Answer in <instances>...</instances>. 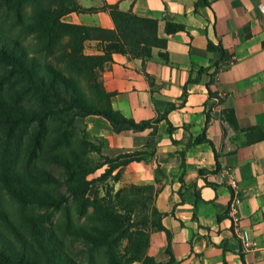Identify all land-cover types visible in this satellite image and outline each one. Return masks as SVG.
Wrapping results in <instances>:
<instances>
[{
  "label": "crops",
  "instance_id": "0c3cea01",
  "mask_svg": "<svg viewBox=\"0 0 264 264\" xmlns=\"http://www.w3.org/2000/svg\"><path fill=\"white\" fill-rule=\"evenodd\" d=\"M199 2L76 0L96 10L72 11L62 20L113 29L106 6L115 5L156 19L157 34L166 39V47L152 48L145 62L113 53L99 73L111 107L124 117L135 122L165 118L143 130L115 132L102 116H86L91 133L108 138L119 152L142 150L143 140L152 142L151 151L123 170L130 183L153 185V203L170 233L168 239L163 230L152 229L146 254L160 262L172 257V264H262L264 138L245 129L264 133V0ZM166 23L184 29L167 33ZM208 42L220 44L230 60L208 50ZM100 49L97 40L84 42L86 54H100ZM233 196L239 200V228L260 245L252 252L241 249L227 215Z\"/></svg>",
  "mask_w": 264,
  "mask_h": 264
},
{
  "label": "trees",
  "instance_id": "16d2710c",
  "mask_svg": "<svg viewBox=\"0 0 264 264\" xmlns=\"http://www.w3.org/2000/svg\"><path fill=\"white\" fill-rule=\"evenodd\" d=\"M205 2L200 0L199 3ZM25 6L30 7L31 11L27 31L33 33L37 40L34 49L25 47L10 32V28L0 26V63L4 64L0 70V195H8L22 206L62 207V197L56 198L39 187L41 182L57 178L33 165L25 166L23 171H18L14 165L19 154L27 155L28 159L34 158L51 141L49 146L52 151L55 150L51 158L65 170L69 181L67 199L78 202V207L89 216L94 226L74 225L72 221L68 223H72L75 228L73 235L82 238L81 242L91 254H103V262L98 264H172V257L160 262L146 254L152 229L163 230L168 239L170 237L169 231L161 223L162 213L153 203V185H131L120 189L113 203L105 202L104 198L90 201L85 197L88 185L85 177L97 167L88 168L86 157L69 148L71 127L76 120L90 114L105 118L115 132L143 130L151 122L157 124L165 118L166 114H163L153 120L135 122L124 117L111 107V94L104 90L99 79V73L112 61L113 53L139 57L145 62L151 57L152 48L164 49L166 39L157 34L158 21L109 5L106 8L114 28L105 29L63 21L62 17L69 12L96 10L82 8L76 0H0V11L4 12L5 17L11 13L15 21L23 18ZM183 29L179 24L165 25L167 33ZM86 40H97L101 53H84ZM59 45L72 69L89 73L99 91L100 97L96 101L85 94L77 79L50 63H42L37 57L38 53L52 54ZM207 48L219 50L226 62L231 58L220 44L214 46L208 42ZM160 55L167 61L165 53L161 52ZM8 86V92L3 93L2 90ZM210 95L216 96L212 92ZM229 113L232 117L231 109ZM153 129L155 131V127ZM168 129L171 130L170 125ZM245 131H252L258 138H264V133L258 127ZM202 140L203 137L197 139ZM59 148H68V152L59 153ZM145 153L140 150L128 151L105 157L101 164L107 167L102 178L116 168L141 160ZM127 189L132 192L148 190L149 200H152L150 216H143L139 225L134 227L129 215L122 213L127 210L123 207L121 193ZM89 206L92 207L91 214L88 213ZM42 216L38 215L40 220L36 221L34 215H26L24 220L28 223L29 233V237H26L0 205V264H80L59 233L46 225Z\"/></svg>",
  "mask_w": 264,
  "mask_h": 264
},
{
  "label": "rangeland",
  "instance_id": "374dc122",
  "mask_svg": "<svg viewBox=\"0 0 264 264\" xmlns=\"http://www.w3.org/2000/svg\"><path fill=\"white\" fill-rule=\"evenodd\" d=\"M23 13V18L15 21L11 13H7L5 17L4 12L0 11V26L10 28V32L15 35L25 47L32 50L36 47L35 44L37 40L34 38L33 33L27 31V23L30 21L28 18V15L31 13L30 7L25 6L23 8ZM37 57L42 63H50L63 73L71 75L77 79L85 91V94L88 95L91 100L96 101L97 97H100L99 91L89 73L84 72L81 69H72L66 58L63 57L62 47L60 45L55 48V51L52 54L46 55L38 53ZM3 66L4 64L0 63V70ZM9 87L10 86L5 87V89L3 88L4 90H2V92H8ZM23 102L26 101L23 100ZM71 131L72 139L69 148H74L77 152L86 157L88 168L97 167L85 177V181L88 183L85 195L86 198L90 201L104 198L106 200L105 202L113 203L116 200L115 194L120 191V189H126L131 185L142 186L139 184H132L127 179H124V166L116 168L109 175L102 178L103 172L107 167V165L101 164L104 163L105 157H114L121 152L115 149L113 143H111L108 138L98 137L91 133V129L87 123V117H84L81 120H76L73 127H71ZM1 134L2 129L0 128V135ZM50 143L51 141L47 142L46 147L43 148L42 152L34 156V158L31 157L28 159L27 155L19 154L14 165L18 171H23L25 166L33 165L50 172L55 178H57V180L41 182L39 187L56 198L62 197V207L53 208L51 206H40L37 204L22 206L13 198L5 194L0 195V205L7 211L11 220L26 237H29L28 223L24 220L26 215H34L36 221L40 220L38 215H43L42 217L45 219L46 225L51 226L59 233L61 238L72 251L73 257L80 264H98L99 262H103V254L95 252L91 254L88 247L81 242L82 238L80 239L73 235L75 228L72 223L74 225L89 227L94 226V222L89 219V216H86V214L83 213L81 207H78V202H73L72 200L67 199V197H69L67 192L69 181L65 170L59 166L57 162L52 160L51 154L55 150H51L49 146ZM143 143L146 148H142L140 151H151V140H143ZM57 151H59V153H67L68 148H63ZM133 151H139V149ZM149 196L150 192L148 190L132 192L127 189L125 193H121L123 207L127 210L122 211V213H126L125 216L129 215L130 223H132L133 227L139 225L140 219H142L143 216H150L152 200H149ZM66 199L68 202H66ZM65 213L67 215H65ZM88 213H92L91 206H89ZM68 221H72L71 225ZM132 264L139 263L134 262Z\"/></svg>",
  "mask_w": 264,
  "mask_h": 264
},
{
  "label": "built area",
  "instance_id": "2783aa9c",
  "mask_svg": "<svg viewBox=\"0 0 264 264\" xmlns=\"http://www.w3.org/2000/svg\"><path fill=\"white\" fill-rule=\"evenodd\" d=\"M260 9H263L261 5H259ZM230 185L235 190L237 184L233 178L230 179ZM239 200L233 196L228 204L227 215L231 219L232 227L236 236L240 237V240H247V251L244 252H252L258 248L260 245L256 239L250 237L246 230L240 229L238 226V219H237V206ZM262 246L264 248V233L262 234ZM262 264H264V259L262 260Z\"/></svg>",
  "mask_w": 264,
  "mask_h": 264
},
{
  "label": "bare ground",
  "instance_id": "6f19581e",
  "mask_svg": "<svg viewBox=\"0 0 264 264\" xmlns=\"http://www.w3.org/2000/svg\"><path fill=\"white\" fill-rule=\"evenodd\" d=\"M240 241V246L243 251H247V240H240V237L237 236Z\"/></svg>",
  "mask_w": 264,
  "mask_h": 264
}]
</instances>
